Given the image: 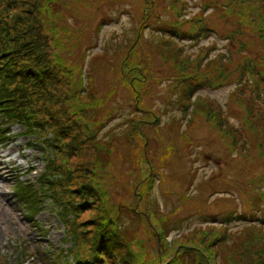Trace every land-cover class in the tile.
Returning <instances> with one entry per match:
<instances>
[{
    "label": "rangeland",
    "instance_id": "1",
    "mask_svg": "<svg viewBox=\"0 0 264 264\" xmlns=\"http://www.w3.org/2000/svg\"><path fill=\"white\" fill-rule=\"evenodd\" d=\"M105 224L94 264H264V0H0V264Z\"/></svg>",
    "mask_w": 264,
    "mask_h": 264
},
{
    "label": "trees",
    "instance_id": "2",
    "mask_svg": "<svg viewBox=\"0 0 264 264\" xmlns=\"http://www.w3.org/2000/svg\"><path fill=\"white\" fill-rule=\"evenodd\" d=\"M23 193H25V195L30 194L29 192L25 191V189H23ZM27 204H29V203H27ZM257 218H260V217H257ZM115 219L117 220L118 217H115ZM248 222H250V220ZM105 226H107V227L101 228V229L99 227H97L98 230L94 233L95 235L93 234L94 235V243L91 246L90 251H92V249L95 247L96 239L99 243L98 246L101 248L97 254H102V255H104L103 249H107L109 247V244L111 243V238H113V239L118 238L121 245L124 244L125 239L122 237L121 233H119L120 230L122 229L121 227L117 226V224H115V226H112V227L109 224H105ZM122 232H124V231H122ZM238 233L239 232H236V235ZM95 237H96V239H95ZM122 242H123V244H122ZM125 246L126 245H123L124 248H125ZM89 252H88V255H86V256H80L79 254L74 255L75 257L72 261L74 262V264H94L95 262L93 260L95 257H92V254H96V252L95 251H92L91 253H89ZM201 253L204 257V260H206L205 259L206 254L203 253L202 251H201ZM139 263H140V260H139ZM142 263L148 264V262L144 261V260Z\"/></svg>",
    "mask_w": 264,
    "mask_h": 264
}]
</instances>
